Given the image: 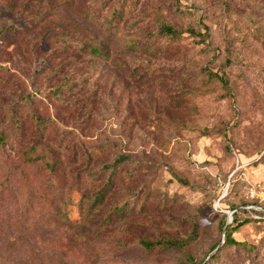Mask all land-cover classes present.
I'll return each instance as SVG.
<instances>
[{"label": "rangeland", "instance_id": "1", "mask_svg": "<svg viewBox=\"0 0 264 264\" xmlns=\"http://www.w3.org/2000/svg\"><path fill=\"white\" fill-rule=\"evenodd\" d=\"M0 136V264H264V0H0Z\"/></svg>", "mask_w": 264, "mask_h": 264}, {"label": "trees", "instance_id": "2", "mask_svg": "<svg viewBox=\"0 0 264 264\" xmlns=\"http://www.w3.org/2000/svg\"><path fill=\"white\" fill-rule=\"evenodd\" d=\"M122 16L121 11L115 10L110 20L107 22L106 29H108V33L113 32L114 28V20L119 19ZM163 33L167 35H179L180 32L171 27L170 25H164ZM86 49L89 51L90 54L96 55V56H105L106 52L91 46L87 45ZM209 77H215L219 80V83L222 84L224 87H228L227 81L223 76H218V74H212V72H208ZM228 90V89H227ZM0 145L2 147L6 146L5 139L3 136H0ZM128 161L127 156H119L117 157L112 163L106 164L102 167V169L106 172H108V176L105 180V183L100 186L99 188H96L93 192H90L89 194L82 195L79 199L74 197L72 194H69L67 198H64L63 196H56L54 198H50L49 200V207H50V213L52 217H54L58 221H65V222H85L88 220H91L92 218H95L96 213L103 208L105 205V202L107 198L109 197L111 190L114 186L115 179L117 177V174L119 172L120 167H122L126 162ZM130 206L126 203L123 206H115L114 212L118 214H126V211L131 210L129 209ZM133 211V210H131ZM248 220L240 221L237 218L234 219V222L227 226L225 223V226H227L226 231V242L229 246H237V245H244V243L236 241L231 232H235L239 230L241 227H243ZM143 245V247L149 252L153 251L154 247H161V248H167V247H175L177 246V242H173L170 240L166 241H141L140 243ZM209 259H212L213 263H211L209 260L203 261L200 264H216L219 259L210 257Z\"/></svg>", "mask_w": 264, "mask_h": 264}, {"label": "built area", "instance_id": "3", "mask_svg": "<svg viewBox=\"0 0 264 264\" xmlns=\"http://www.w3.org/2000/svg\"><path fill=\"white\" fill-rule=\"evenodd\" d=\"M255 195L254 194H252V197H254Z\"/></svg>", "mask_w": 264, "mask_h": 264}]
</instances>
